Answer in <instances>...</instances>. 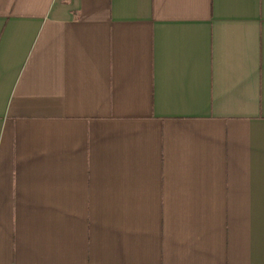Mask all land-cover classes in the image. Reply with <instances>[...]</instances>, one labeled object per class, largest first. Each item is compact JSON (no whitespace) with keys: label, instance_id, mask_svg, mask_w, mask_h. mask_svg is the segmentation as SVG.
<instances>
[{"label":"crops","instance_id":"0c3cea01","mask_svg":"<svg viewBox=\"0 0 264 264\" xmlns=\"http://www.w3.org/2000/svg\"><path fill=\"white\" fill-rule=\"evenodd\" d=\"M0 264H264V0H0Z\"/></svg>","mask_w":264,"mask_h":264}]
</instances>
